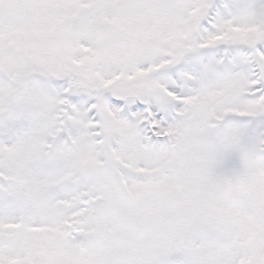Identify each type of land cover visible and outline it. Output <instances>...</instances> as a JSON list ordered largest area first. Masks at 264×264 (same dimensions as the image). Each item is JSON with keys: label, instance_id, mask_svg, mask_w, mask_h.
<instances>
[{"label": "snow or ice", "instance_id": "obj_1", "mask_svg": "<svg viewBox=\"0 0 264 264\" xmlns=\"http://www.w3.org/2000/svg\"><path fill=\"white\" fill-rule=\"evenodd\" d=\"M0 264H264V0H0Z\"/></svg>", "mask_w": 264, "mask_h": 264}]
</instances>
